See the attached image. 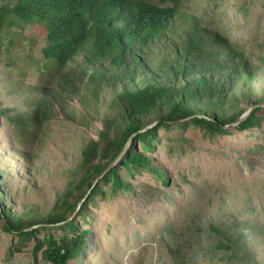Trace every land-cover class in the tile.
<instances>
[{
	"label": "rangeland",
	"instance_id": "1",
	"mask_svg": "<svg viewBox=\"0 0 264 264\" xmlns=\"http://www.w3.org/2000/svg\"><path fill=\"white\" fill-rule=\"evenodd\" d=\"M180 9L248 58L256 75L248 86L253 92L222 109L262 105L257 125L226 135L183 124L193 117L168 126L150 117L154 122L146 128L155 135L148 149L132 136L129 150L144 153L162 177L119 165L129 191L99 181L101 194L87 197L83 215L74 216L89 233L81 255L68 264H264V99L255 101L264 96V0H180ZM45 43L33 27L0 29V264H51L41 253L34 259L33 239L7 232L5 214L43 223L69 191V203L79 205L85 188H73L72 172L122 90L88 82L79 95L62 98L63 112L55 99L58 68L45 66ZM47 97L53 104L44 126L29 132L18 127L15 117L30 116ZM35 227L39 239L71 234L58 225Z\"/></svg>",
	"mask_w": 264,
	"mask_h": 264
},
{
	"label": "trees",
	"instance_id": "2",
	"mask_svg": "<svg viewBox=\"0 0 264 264\" xmlns=\"http://www.w3.org/2000/svg\"><path fill=\"white\" fill-rule=\"evenodd\" d=\"M16 25L33 27L45 38L41 52L46 67L58 68L55 99L59 98L63 112L62 98L79 95L88 82L99 87L105 82L113 89L122 86L110 102L111 115L100 121L97 139L85 144L72 172L73 188H85L82 198L132 136L148 149L146 143L154 137L155 129H144L154 122L148 120L152 116L160 126L193 117L183 124L202 125L226 135L257 125L260 107L233 126L245 111H226L236 106L246 91L253 92L248 86L256 75L248 58L227 38L181 11L180 0H161L159 4L150 0H0V29ZM263 99L261 95L255 101ZM52 102L51 97L40 99L30 116H16L18 127L25 132L32 126L42 128L50 118ZM202 115L211 119L200 118ZM120 165L129 173L149 171L162 177L144 153L132 149ZM100 182L125 191L131 187L119 177L117 167ZM69 194L71 191L62 202L58 199L62 208L43 223L30 224L5 214L7 232H15L20 241L34 240L35 260L41 253L45 262L68 264L83 252L89 231L80 228L74 217L69 220L78 207L69 203ZM98 194L101 185L97 184L87 201ZM84 211L81 207L77 215ZM38 225H58L62 230L71 229V234L39 239Z\"/></svg>",
	"mask_w": 264,
	"mask_h": 264
},
{
	"label": "water",
	"instance_id": "3",
	"mask_svg": "<svg viewBox=\"0 0 264 264\" xmlns=\"http://www.w3.org/2000/svg\"><path fill=\"white\" fill-rule=\"evenodd\" d=\"M260 106H262V105H253V106L250 108V110L246 111V112H245V113H244V114H243V115L237 120V122L234 123V124H232L231 126L236 125V124H240V123H242L243 121H245V120L249 117V115L251 114V112H252L255 108L260 107ZM248 112H249V113H248ZM199 117H200V118H205V119H207V120H210V119H211V118H208V117H206V116H199ZM146 129H148V128H145L144 130H146ZM144 130H142V131H144ZM142 131H140V132H142ZM129 141H130V139H129L128 142L125 144V146H124L122 152L119 154V156L116 158V160L113 161V162H112V163H111V164L105 169V171H104L100 176H98V177L95 179V181H94V183H93L91 189L86 193V195L84 196V198L80 201V203H79V205H78L76 211L74 212V214L72 215V217L69 218V220H71V219L77 214L78 210H79V209L81 208V206H82V203L86 200V198L88 197V195L90 194V192L92 191V189L95 188V186L97 185V183H98L99 181H101V180L105 177V175L108 174V173L110 172V170H111L112 168L117 167V166H119V165L121 164V160L124 158V156H125V155L128 153V151H129ZM33 228H34V227H33Z\"/></svg>",
	"mask_w": 264,
	"mask_h": 264
}]
</instances>
